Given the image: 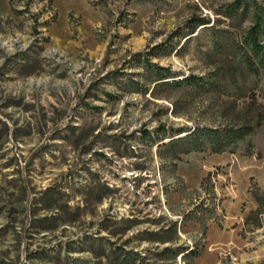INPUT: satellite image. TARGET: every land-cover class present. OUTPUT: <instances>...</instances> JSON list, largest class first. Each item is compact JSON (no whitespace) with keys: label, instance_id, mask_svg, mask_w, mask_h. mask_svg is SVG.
Listing matches in <instances>:
<instances>
[{"label":"rangeland","instance_id":"rangeland-1","mask_svg":"<svg viewBox=\"0 0 264 264\" xmlns=\"http://www.w3.org/2000/svg\"><path fill=\"white\" fill-rule=\"evenodd\" d=\"M240 2L0 0V264H264V128L261 158L157 145L160 124L244 121L246 83L153 89L142 62L154 51L175 79L235 72L264 6ZM194 16L210 23L184 41ZM108 241L130 259L97 256Z\"/></svg>","mask_w":264,"mask_h":264},{"label":"trees","instance_id":"trees-1","mask_svg":"<svg viewBox=\"0 0 264 264\" xmlns=\"http://www.w3.org/2000/svg\"><path fill=\"white\" fill-rule=\"evenodd\" d=\"M248 0H241L240 11L246 13L249 10ZM263 11L255 10L254 19L251 24L242 32L237 38V52L236 56L240 67L235 68V72H223L214 73L210 75H196L188 74L182 76L180 79L176 73L173 72L169 67L153 63L151 61L154 56V51H146L143 54L142 62L143 66L149 71V81L154 83L153 89L159 84L174 83L176 85H186L194 89L202 90H215L216 86L220 83L222 78L237 79L241 78L242 83H246L247 89H242L239 98H245L248 101H244L243 116L244 121L238 124L218 125L214 127L197 125L194 127L181 126L177 128L167 129L164 124H160L156 131L158 134H162L161 143L159 146L164 147H180L179 151L174 153V158H179L180 154H187L193 151H208L211 153L230 152L236 153L241 147L243 154L255 155L257 158H261L262 155L254 150L252 145V138L258 134L261 128H264V101L258 102V96L264 98V6ZM210 23V18L206 16H194L192 22L189 25L188 32L183 34L184 41L187 40L191 33L197 31V27H205ZM163 41L153 45V49L159 48L163 45ZM137 56L140 53L136 54ZM222 76H221V75ZM221 76V77H220ZM237 81V80H236ZM136 85L133 87L134 90L145 94L148 91L146 85H142L139 82L131 81ZM251 112V113H250ZM253 114V115H252ZM144 137H151L150 131L143 129ZM169 136V140L163 141ZM252 182L254 179H251ZM253 185L256 187L254 191ZM258 185L256 182L252 183L249 188V193L257 201L260 200L258 197ZM89 248L92 249L91 243H87ZM109 245L108 251H106V245L98 244L94 247L97 256H109L111 255L112 260L117 262L120 258L123 260L130 259L129 254L121 247H116L113 243L107 242ZM176 255L184 254L185 249L178 247L174 249ZM122 252H125L122 253ZM136 254V253H135ZM134 256L133 258H135ZM79 262V261H78ZM134 262V261H132ZM78 264H91L89 262L81 261Z\"/></svg>","mask_w":264,"mask_h":264},{"label":"crops","instance_id":"crops-1","mask_svg":"<svg viewBox=\"0 0 264 264\" xmlns=\"http://www.w3.org/2000/svg\"><path fill=\"white\" fill-rule=\"evenodd\" d=\"M225 219H226V221L229 219V215L226 213V215H225ZM231 220V219H230ZM214 224V223H213ZM221 233H223V231L221 230Z\"/></svg>","mask_w":264,"mask_h":264}]
</instances>
